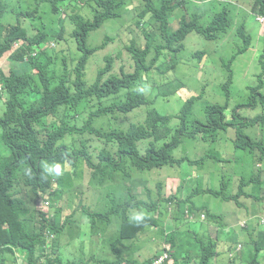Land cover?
<instances>
[{
	"label": "clouds",
	"instance_id": "1",
	"mask_svg": "<svg viewBox=\"0 0 264 264\" xmlns=\"http://www.w3.org/2000/svg\"><path fill=\"white\" fill-rule=\"evenodd\" d=\"M223 2L237 3L236 21L251 13L260 24L261 61L241 96L234 90L243 63L234 64L253 37L242 25L238 46L214 49L212 42L230 39L235 29L234 10ZM192 22L214 26L218 37L208 40ZM191 34L199 36L187 41ZM217 66L222 76L209 75ZM134 76L137 83L129 84ZM47 85L78 98L79 107ZM159 100L180 108L164 113L155 107ZM140 128L146 132L136 135ZM127 135L149 166L127 163L100 174L102 153ZM262 136L264 0H1L0 264H264V230L253 228L245 210L248 185L241 195L245 179L224 170L248 166L252 157L237 142ZM227 149L234 158H224ZM156 153H170L180 167L152 166ZM255 158L262 169L264 154ZM154 175L161 180L151 187ZM204 195L227 199L231 209L209 212L196 201ZM87 220L91 233L83 230ZM205 223L209 232L199 240L194 233ZM130 226L138 231L126 237ZM170 238L183 241L180 257ZM148 241L160 249L146 252ZM192 241L197 250L185 247Z\"/></svg>",
	"mask_w": 264,
	"mask_h": 264
},
{
	"label": "rangeland",
	"instance_id": "2",
	"mask_svg": "<svg viewBox=\"0 0 264 264\" xmlns=\"http://www.w3.org/2000/svg\"><path fill=\"white\" fill-rule=\"evenodd\" d=\"M223 3L226 5H229L230 8L232 10H234L235 29H234L230 39L223 41V42H212L214 49L219 50V51H223V52H227L229 50L230 45L233 42H236V45L238 46V42L243 41V40L236 37L235 30L237 27H240L242 25L246 26L247 32L253 37V47L245 55L240 56L239 61L235 62V64H234V66L236 67L239 63H243L240 66H237L238 79H237V83H236L235 90H234L236 96H241V94L243 92H245L244 88L247 85L249 78L253 74V71L258 69V63H259V61H261V50L255 46V38H256V35L258 33V29H259L258 25H260V24L257 22L256 17L254 15H252L251 13L248 14L247 16L241 17L239 22L236 21V10H241L239 8V6L237 5V3H235V2H223ZM104 29L106 31L110 32L108 26H104ZM196 36H199V35H197V34L189 35L187 38V41H191ZM211 58L217 64L221 60V57L217 56V55H214ZM208 73H209V75L214 74V73H218L222 76V73H221L220 69L218 68V66L215 68H210L208 70ZM200 75L205 77L204 73L200 74ZM218 94L221 98H223L222 94H220V93H218ZM155 107L164 113L170 114V112H173V111L177 110L178 108H180V103L172 102V103L168 104V103H165V102L159 100L155 103ZM180 152L187 153L188 151H176L175 156H178ZM192 153H193V151L191 152V156H192ZM193 157H196V155L193 154ZM224 158L225 159L234 158V154L232 153L231 149L226 150V154L224 155ZM258 163H259L258 159H250L249 165L246 166L245 168H243V170L240 172H238V169H236V168L235 169L224 168L225 167L224 163L221 164L220 166H222L224 168V170H226L225 173L228 176L232 177L237 172L238 175H240L241 177H243L245 179V181L248 185V193L251 196V198H249L245 203V210H248L250 212L248 218H249L251 225L253 226V228H255L257 230L258 233H260L262 230H264V225H262V223H261L262 218H264V200L262 199L264 197V180L262 177V174L264 175V163L262 164V169L257 167ZM240 164L242 167L245 166L244 161L240 162ZM167 169H170V168H165L164 170H167ZM194 170L197 171L196 168H194ZM220 171H221V174L218 177L219 183L217 186L220 185V180H221V177L223 174L222 169ZM215 175L218 176L219 174L217 172H215ZM160 180H161V178L157 175L151 176L150 177V186L154 187L155 183L157 181H160ZM173 185L178 187V181L170 184V188ZM237 186H238V183H236L235 190H237V188H238ZM134 187L136 188L135 185H134ZM140 190H142V188ZM224 196L227 199H229L233 196V193H232V191L229 192L227 190V192ZM227 199L226 200L225 199L219 200V199H214L213 197L204 195V196H199L196 201L201 203V204H207L209 206V212L213 211V212H216L219 214L226 215L229 212V210L231 209V203L228 202ZM168 216H169V219L173 218L172 213H170ZM88 223H89V220H87L85 222L84 227H83V230L85 233H91V230H90ZM199 228L200 229L198 230V232L194 233V235H197L199 240H203L204 234L209 232L208 231V229H209L208 223H205L204 227H202V228L199 227ZM234 228H237V227L234 226ZM240 239L247 242V240L245 239V237L243 235H237V234L232 235V240L238 241ZM255 239L258 240L260 238L255 237ZM189 240H190V237H189ZM262 240H264V238ZM182 242L183 241L179 238H170V244L173 246L174 252L177 253L178 257H180L184 253L179 248V245L182 244ZM145 246H146L145 247L146 252L154 253L160 249L161 244L158 242L148 241ZM185 247L192 249V250H197L198 243H196L195 241H192L191 244H187ZM250 248H251V242L248 243V249H250ZM116 251L120 252V253L124 252L119 247H117ZM137 260L140 261V259H137Z\"/></svg>",
	"mask_w": 264,
	"mask_h": 264
},
{
	"label": "trees",
	"instance_id": "3",
	"mask_svg": "<svg viewBox=\"0 0 264 264\" xmlns=\"http://www.w3.org/2000/svg\"><path fill=\"white\" fill-rule=\"evenodd\" d=\"M0 5H1V0H0ZM64 23L63 21H61ZM189 27L193 29V31L205 36L208 40H213L216 37H218L219 32L217 31V28L214 26H209L206 27L199 22H192L187 24ZM18 30H21V36L25 37L26 32L23 31L20 28H15ZM57 35V34H56ZM41 37L44 40H48L50 38L49 35L46 34H41ZM146 53V52H142ZM144 60L141 61V64L143 63ZM142 70V65H139L137 74L141 72ZM167 83L175 86L177 89H182L184 88V85L182 82L178 79H173V78H168ZM137 79L135 76L131 79L129 84H136ZM50 85H47V89L50 91ZM52 94H56L62 102L70 106L71 108H77L80 105V100L75 97H70L69 95L65 94L63 91L61 93H54L51 92ZM112 113H115L113 110ZM146 132L145 128H140V129H135L134 133L136 135L143 134ZM264 136L260 138H245L241 141L237 142V147L239 149H243L244 153H247L248 156H251V159H257L255 157L260 158L264 154V142L262 141ZM264 161L263 159H261ZM100 164L97 167V171L100 174H105L108 170L111 171H117L127 163H129L131 166H134L138 169L143 168V167H148L149 166V160H146L144 158H141L138 156V153L135 152L129 142V135H127L125 138L120 140V146L119 147H112L110 149H107L102 153V156L100 158ZM180 162L175 160V158L172 157V155L169 154H163V153H156L152 156V166L154 167H159V166H164V167H172V168H177L180 167ZM247 186V183L241 182V185L239 187V191H241V195L244 194V189ZM223 195L226 194L227 190L231 192L230 188L227 186H224L223 188ZM221 192H218L217 190L213 191V195L219 196ZM238 196V195H237ZM239 197V196H238ZM171 200H168V202ZM129 202L133 203L134 198H132ZM132 228V226H130ZM138 229L132 228V231L129 233V235H126V237L133 236Z\"/></svg>",
	"mask_w": 264,
	"mask_h": 264
}]
</instances>
